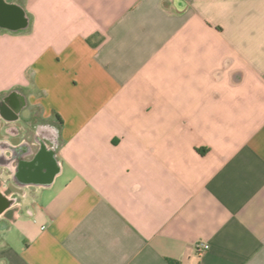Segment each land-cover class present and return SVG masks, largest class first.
Listing matches in <instances>:
<instances>
[{
    "label": "crops",
    "instance_id": "obj_1",
    "mask_svg": "<svg viewBox=\"0 0 264 264\" xmlns=\"http://www.w3.org/2000/svg\"><path fill=\"white\" fill-rule=\"evenodd\" d=\"M1 98L0 264H264V0H0Z\"/></svg>",
    "mask_w": 264,
    "mask_h": 264
},
{
    "label": "flooded vegetation",
    "instance_id": "obj_2",
    "mask_svg": "<svg viewBox=\"0 0 264 264\" xmlns=\"http://www.w3.org/2000/svg\"><path fill=\"white\" fill-rule=\"evenodd\" d=\"M7 102L10 103L8 106ZM26 104L24 99L22 100H10L8 98L0 99V122H5V120H17L19 119V114L21 108ZM7 122V121H6ZM25 129V128H24ZM32 130V139L35 142L36 149L34 152L29 153L30 148L26 138H22L21 142L17 146H12L9 141H0V146L5 149L8 148L10 151L9 158L4 156L0 157V162L9 163L10 161L16 162V169L14 177L16 182L21 181L22 178H26L28 175L24 171L23 166L25 165L24 158L26 155L32 161L43 159L46 154L45 141H48L51 147H55L57 144V131L52 124H45V122H35L30 125ZM6 131L10 137L22 136V131L17 126H6ZM31 175V174H30ZM35 175L40 176L41 173H35ZM19 197L17 195L6 197L0 194V212L1 209L8 207L18 201Z\"/></svg>",
    "mask_w": 264,
    "mask_h": 264
},
{
    "label": "water",
    "instance_id": "obj_3",
    "mask_svg": "<svg viewBox=\"0 0 264 264\" xmlns=\"http://www.w3.org/2000/svg\"><path fill=\"white\" fill-rule=\"evenodd\" d=\"M51 160L52 158L50 156H47L41 160L27 161L24 163L25 165L23 166V169L27 174H31L36 177L37 175H35V173H37V171L41 170L42 168H45L47 173L41 177H37L36 179H34V181L48 182L51 177L50 173L54 171V166L51 163Z\"/></svg>",
    "mask_w": 264,
    "mask_h": 264
},
{
    "label": "built area",
    "instance_id": "obj_4",
    "mask_svg": "<svg viewBox=\"0 0 264 264\" xmlns=\"http://www.w3.org/2000/svg\"><path fill=\"white\" fill-rule=\"evenodd\" d=\"M209 248V244L204 241H197L195 243V249L197 252H201L203 250H207Z\"/></svg>",
    "mask_w": 264,
    "mask_h": 264
},
{
    "label": "rangeland",
    "instance_id": "obj_5",
    "mask_svg": "<svg viewBox=\"0 0 264 264\" xmlns=\"http://www.w3.org/2000/svg\"><path fill=\"white\" fill-rule=\"evenodd\" d=\"M19 192L21 193L22 192V190H19ZM19 200V199H18Z\"/></svg>",
    "mask_w": 264,
    "mask_h": 264
}]
</instances>
